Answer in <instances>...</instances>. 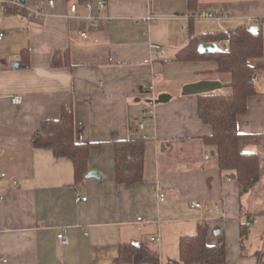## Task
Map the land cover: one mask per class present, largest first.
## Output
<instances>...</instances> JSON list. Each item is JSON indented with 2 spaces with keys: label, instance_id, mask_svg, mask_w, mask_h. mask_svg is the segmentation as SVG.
Returning a JSON list of instances; mask_svg holds the SVG:
<instances>
[{
  "label": "crops",
  "instance_id": "0c3cea01",
  "mask_svg": "<svg viewBox=\"0 0 264 264\" xmlns=\"http://www.w3.org/2000/svg\"><path fill=\"white\" fill-rule=\"evenodd\" d=\"M22 1L43 15L0 10V264H119L122 243L149 248L155 258L144 264H182L181 237L207 223L209 245L225 240L224 264H264V170L242 193L236 172L221 170L204 141L213 128L200 117L198 94L183 93L201 80L227 89L230 75L214 59H176L195 36L250 23L235 16L262 18L254 25L264 37V0ZM203 10L233 18L199 24ZM221 39L203 42L221 47ZM67 50L69 64L54 65L55 53ZM256 80L259 93L237 125L264 136V70ZM164 93L171 98L157 101ZM63 106L73 108L78 141L101 143L88 158V173L99 177L78 183L72 159L34 143L42 120L60 118ZM130 138L145 142L143 179L120 185L115 141ZM247 149L264 159V140ZM215 205L220 212L209 215Z\"/></svg>",
  "mask_w": 264,
  "mask_h": 264
},
{
  "label": "trees",
  "instance_id": "16d2710c",
  "mask_svg": "<svg viewBox=\"0 0 264 264\" xmlns=\"http://www.w3.org/2000/svg\"><path fill=\"white\" fill-rule=\"evenodd\" d=\"M194 0H191L193 3ZM15 12V8L9 9ZM197 12V11H195ZM194 12V13H195ZM194 13L192 16L194 17ZM194 19V18H192ZM250 23H242L227 31L207 32L195 36L183 48L178 61L214 59L219 64L218 72L230 75L227 87L230 91H214L198 94L199 114L205 123L212 126L211 135L204 137L206 145L215 150L219 167L234 171L242 193L255 186L264 170L260 152L250 151L249 145L260 144L262 135L244 134L238 130L237 118L248 109L250 96L259 93L256 74L264 70V37L259 25L252 30ZM230 39L229 51L202 53L198 45L203 41ZM221 39V40H222ZM27 49L22 56H27ZM69 52L57 51L54 65L69 64ZM27 63V62H26ZM132 130L137 128L132 126ZM76 121L72 106H63L60 118L44 119L35 134L34 143L52 149L56 156L73 160L76 180L82 183L88 173V158L100 142H81L76 139ZM145 142L143 139H120L115 141V175L118 184L134 185L143 179ZM209 224L199 226L197 232L180 239V262L182 264H224L226 244L221 237L215 245H209ZM153 252L144 244L122 243L119 264H144L154 260Z\"/></svg>",
  "mask_w": 264,
  "mask_h": 264
},
{
  "label": "built area",
  "instance_id": "2783aa9c",
  "mask_svg": "<svg viewBox=\"0 0 264 264\" xmlns=\"http://www.w3.org/2000/svg\"><path fill=\"white\" fill-rule=\"evenodd\" d=\"M49 2H50V5H54V0H50ZM11 6H17V7L21 8L27 15L36 16V17H40L41 15H43V11L41 9H35L33 7H30L29 5L24 3L22 0H0V10L2 12L7 13ZM99 6L103 7L104 2L100 1ZM86 7H87L88 11L91 12L92 4L87 3ZM70 13L73 17H80V15L78 14L77 4H72ZM195 17H197L199 19H203V20H214V21H217L219 23H222L223 21L230 20L233 18V16L230 13H228L226 11H221V10H203V11L197 12L195 14ZM235 17H237L238 19L240 18V19L246 20L247 22H250L253 24H259L262 21V18H260V17H251V16H246V17L235 16ZM84 18L87 20L93 21L96 18V16H93L91 13H89L86 16H84ZM3 35H4V32L0 30V39L3 37ZM81 36L84 38H88L89 37L88 30H82ZM221 48L224 51H229V49H230V39L229 38L224 39L223 43L221 44ZM20 99H21L20 95L13 96L12 102L18 103V102H20ZM140 127L143 128L144 124H141ZM4 177H6V173L0 172V178H4ZM160 196H161V199L163 200L164 195L162 194ZM85 199L86 198H84V200ZM193 206L196 208H202L203 207L201 202H198V201L193 202ZM215 212H220V206L215 205L214 207H211L208 209L209 215H212ZM257 220H258V217L249 218L248 223L254 222ZM138 221L139 222H145L146 220L143 217H138ZM58 239L64 245H67L69 243V239L64 233H60L58 235ZM157 240H158L157 237L152 238L153 242H155ZM1 261L6 262V259H2Z\"/></svg>",
  "mask_w": 264,
  "mask_h": 264
},
{
  "label": "water",
  "instance_id": "95a60500",
  "mask_svg": "<svg viewBox=\"0 0 264 264\" xmlns=\"http://www.w3.org/2000/svg\"><path fill=\"white\" fill-rule=\"evenodd\" d=\"M252 30L257 31L258 30V26H252L251 27ZM198 51L202 52V53H206V52H221L222 49L221 47L218 45L217 42H201L198 45ZM13 66H20V62L19 61H15L12 64ZM222 87V83L218 82V81H211V80H201L199 82H196L194 84H190L184 87L183 89V93L185 94H201V93H207V92H212L215 91L219 88ZM171 98L170 94L164 93L161 94L158 97L157 101H166L168 99ZM88 177H92V176H100V173L96 172V171H91L87 174ZM231 177H235V174H232ZM138 246V244H136Z\"/></svg>",
  "mask_w": 264,
  "mask_h": 264
},
{
  "label": "rangeland",
  "instance_id": "374dc122",
  "mask_svg": "<svg viewBox=\"0 0 264 264\" xmlns=\"http://www.w3.org/2000/svg\"><path fill=\"white\" fill-rule=\"evenodd\" d=\"M212 21H209V20H207V21H205V20H202V21H198V23L199 24H203V25H205V24H209V23H211ZM217 26V25H216ZM259 88H264V85L263 84H259ZM218 91V90H217ZM221 91H226V92H228V91H230V88H225V87H222L221 88Z\"/></svg>",
  "mask_w": 264,
  "mask_h": 264
}]
</instances>
